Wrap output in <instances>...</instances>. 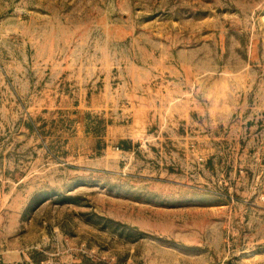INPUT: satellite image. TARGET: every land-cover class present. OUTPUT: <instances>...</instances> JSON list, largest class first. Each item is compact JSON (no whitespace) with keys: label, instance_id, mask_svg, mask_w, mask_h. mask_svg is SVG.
I'll return each instance as SVG.
<instances>
[{"label":"rangeland","instance_id":"1","mask_svg":"<svg viewBox=\"0 0 264 264\" xmlns=\"http://www.w3.org/2000/svg\"><path fill=\"white\" fill-rule=\"evenodd\" d=\"M182 61L228 115L155 117ZM51 262L264 264V0H0V264Z\"/></svg>","mask_w":264,"mask_h":264},{"label":"crops","instance_id":"2","mask_svg":"<svg viewBox=\"0 0 264 264\" xmlns=\"http://www.w3.org/2000/svg\"><path fill=\"white\" fill-rule=\"evenodd\" d=\"M173 72L171 74V80L169 83L172 82V85H182L179 91L171 90L170 100L168 105L164 106V102L160 99V107L155 101V117L157 114L160 116V121H164L163 112L166 110L167 114L169 113L170 116V123L174 124V118L176 115L183 118V124H190L193 122L194 116H202V123L207 124V119L211 117V115H228V112L234 105L227 99V95H220L218 94V99H211L210 96L213 93L205 92L203 89L202 96L199 97V93L193 95L194 85L199 84L203 85L205 78L202 75H195L191 69L190 64L187 61H182L180 64L172 65L171 66ZM193 85L191 89L186 86L184 88L183 85ZM202 87V86H201ZM138 99L139 108L146 110L147 105L145 103L141 104ZM242 107L243 103L237 105ZM132 107H136L135 104H132ZM160 108V111L158 109ZM165 108V109H163ZM137 109V107H136ZM146 113H150V109L146 110ZM205 120V122H204ZM167 121V120H166ZM195 124V123H194Z\"/></svg>","mask_w":264,"mask_h":264},{"label":"built area","instance_id":"3","mask_svg":"<svg viewBox=\"0 0 264 264\" xmlns=\"http://www.w3.org/2000/svg\"><path fill=\"white\" fill-rule=\"evenodd\" d=\"M50 264H59V263H52V262H51Z\"/></svg>","mask_w":264,"mask_h":264}]
</instances>
